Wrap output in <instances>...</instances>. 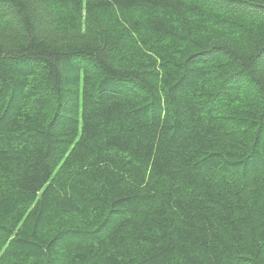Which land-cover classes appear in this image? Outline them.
<instances>
[{
    "label": "trees",
    "instance_id": "1",
    "mask_svg": "<svg viewBox=\"0 0 264 264\" xmlns=\"http://www.w3.org/2000/svg\"><path fill=\"white\" fill-rule=\"evenodd\" d=\"M0 264H264V0H0Z\"/></svg>",
    "mask_w": 264,
    "mask_h": 264
}]
</instances>
